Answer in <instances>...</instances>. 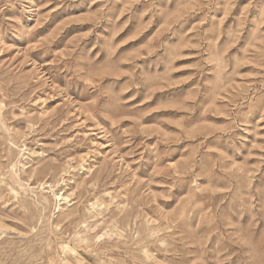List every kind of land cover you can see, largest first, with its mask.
I'll list each match as a JSON object with an SVG mask.
<instances>
[{
  "label": "rangeland",
  "instance_id": "374dc122",
  "mask_svg": "<svg viewBox=\"0 0 264 264\" xmlns=\"http://www.w3.org/2000/svg\"><path fill=\"white\" fill-rule=\"evenodd\" d=\"M0 264H264V0H0Z\"/></svg>",
  "mask_w": 264,
  "mask_h": 264
}]
</instances>
